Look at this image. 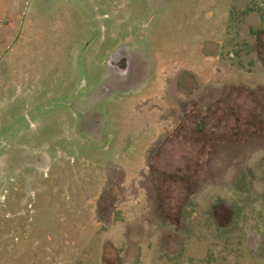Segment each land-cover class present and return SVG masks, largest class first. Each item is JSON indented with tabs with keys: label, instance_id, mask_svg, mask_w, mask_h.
I'll use <instances>...</instances> for the list:
<instances>
[{
	"label": "rangeland",
	"instance_id": "obj_1",
	"mask_svg": "<svg viewBox=\"0 0 264 264\" xmlns=\"http://www.w3.org/2000/svg\"><path fill=\"white\" fill-rule=\"evenodd\" d=\"M0 264H264V0H0Z\"/></svg>",
	"mask_w": 264,
	"mask_h": 264
},
{
	"label": "flooded vegetation",
	"instance_id": "obj_2",
	"mask_svg": "<svg viewBox=\"0 0 264 264\" xmlns=\"http://www.w3.org/2000/svg\"><path fill=\"white\" fill-rule=\"evenodd\" d=\"M161 209V208H160Z\"/></svg>",
	"mask_w": 264,
	"mask_h": 264
}]
</instances>
